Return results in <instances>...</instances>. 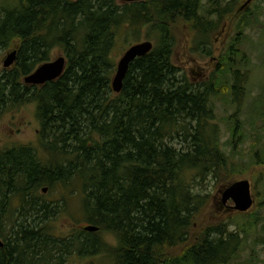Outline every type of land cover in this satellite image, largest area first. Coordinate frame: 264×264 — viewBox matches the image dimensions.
Wrapping results in <instances>:
<instances>
[{"label":"trees","instance_id":"16d2710c","mask_svg":"<svg viewBox=\"0 0 264 264\" xmlns=\"http://www.w3.org/2000/svg\"><path fill=\"white\" fill-rule=\"evenodd\" d=\"M202 2L16 0L0 5V54L18 45L15 67L0 74V118L35 103L39 122V144H12L0 153V264H64L74 250H100L102 233L117 238L114 264L233 260L246 230L233 218L198 231L209 199L202 189L210 180L264 163V154L259 145L251 147L249 159L240 163L226 152L214 122V81L194 82L173 60V27L179 20L194 22L196 39L215 28L203 21ZM142 31L154 47L131 63L121 92L115 93L113 50L120 37L135 43ZM205 40L199 39L193 51L209 55V47L202 48ZM55 49L67 59L63 74L43 85L26 84L24 77L50 61ZM244 53L236 40L224 56L220 85L232 76L225 97L234 105L246 89L247 73L236 70ZM239 126L242 132L241 122L230 127L231 140ZM40 145L46 157L38 155ZM260 180L264 185V176ZM57 184L81 192L87 223L97 231L81 230L76 237L50 233L48 221L66 204L47 201L39 192ZM261 231L264 248V224ZM249 263L264 264V259Z\"/></svg>","mask_w":264,"mask_h":264},{"label":"rangeland","instance_id":"374dc122","mask_svg":"<svg viewBox=\"0 0 264 264\" xmlns=\"http://www.w3.org/2000/svg\"><path fill=\"white\" fill-rule=\"evenodd\" d=\"M16 0H0V5L6 7ZM200 14L203 21H212L216 26L211 31L199 36L194 28L193 21L179 20L173 27L174 52L173 60L187 76L194 82L214 81L215 94L211 97L214 102V111L216 113L215 123L219 125L221 135L220 142L223 144L226 152L230 155H236L237 162H242L241 158L247 161L252 154L251 147L261 149L264 154V0H218L213 4L208 0H203ZM218 8V10H217ZM219 13H222L219 18ZM196 32V33H195ZM130 36L120 37L113 57L116 64L123 56L125 51L134 44ZM199 39H206V45L209 47V55L200 51H193L195 44ZM150 40L146 37L144 31L141 32L140 40L142 42ZM238 41L240 47L246 51L245 58L240 59V73L246 72V82L244 81L245 91L238 102H227L225 93L229 90L227 85L233 84L232 76L225 79L224 87H221V74L224 73V56L231 44ZM135 42V43H137ZM18 45H12L0 54V74L5 69L4 60L8 54ZM241 55V53H240ZM64 56L59 49L53 51L52 59ZM67 63V59H66ZM15 64L8 69H13ZM117 68V67H116ZM113 80V79H112ZM23 81V80H22ZM114 91V90H113ZM116 93V92H115ZM216 97V98H215ZM241 122L242 132L237 127L233 139L230 127L234 123ZM39 122L36 117V104L27 103L8 110L0 118V145L3 143L13 145H37L38 143ZM239 131V132H238ZM240 138L237 139V136ZM258 137L261 141H255ZM230 142V144H229ZM259 143V144H258ZM38 155L46 157V151L43 146H38ZM242 153V154H241ZM243 155V156H242ZM59 161L57 157L55 159ZM241 173L222 175L217 180L207 182L202 192L209 193L208 204L205 210L200 214L196 229L200 231L210 224H218L229 220L239 221L241 228H245L246 238H240L241 247L236 252V256L229 264H250L251 258L258 261L264 259V248L260 243L262 236L261 228L264 224V191L260 177L264 176V163L258 166L252 165L238 169ZM192 174V173H190ZM188 174V175H190ZM248 179L251 183V193L254 199L253 206L246 212H240L234 209V202L229 199L223 202V194L227 187L236 181ZM47 201L58 202L64 200L66 209L53 220H49L47 228L54 236L76 237L81 231V226L88 224L83 212L81 203V192L75 187L64 188L57 184L54 188L43 192L40 190ZM17 202V201H16ZM244 214V217H238ZM231 221H229V224ZM235 231V226L231 227ZM238 230V231H237ZM236 231L241 234L239 228ZM77 239V238H76ZM101 248L92 254L89 251L81 252L74 250L68 256L69 259L64 264H114L117 247V238L113 234L102 233L99 238ZM106 248V249H105ZM88 252V253H87Z\"/></svg>","mask_w":264,"mask_h":264},{"label":"water","instance_id":"95a60500","mask_svg":"<svg viewBox=\"0 0 264 264\" xmlns=\"http://www.w3.org/2000/svg\"><path fill=\"white\" fill-rule=\"evenodd\" d=\"M126 2H136L140 0H124ZM154 44L150 40L137 42L132 44L120 58L117 63L116 73L112 80V88L114 92L120 93L124 79L127 76L131 63L138 57L147 55L153 49ZM18 57V50L11 51L4 60V67L9 68L15 64ZM66 68V57L59 56L55 60L47 61L39 65L33 72L24 77V82L30 85H43L49 81L58 79ZM43 192H47L48 188H42ZM231 199L235 206L234 209L240 212L248 211L254 204V199L251 193V183L248 179H243L234 182L227 187L223 194V202ZM86 231L95 232L99 229L98 226L88 224L84 227ZM4 245V241L0 239V247Z\"/></svg>","mask_w":264,"mask_h":264},{"label":"flooded vegetation","instance_id":"af4514ba","mask_svg":"<svg viewBox=\"0 0 264 264\" xmlns=\"http://www.w3.org/2000/svg\"><path fill=\"white\" fill-rule=\"evenodd\" d=\"M10 146H12V144H11V145H10V144H7V143H3V144H1V145H0V153H2V152H7V148L10 147ZM86 225H87V224H86ZM86 225L81 226V230H84V227H85ZM53 236H54V235H53ZM53 238H55V237H53ZM56 238H58V237H56ZM69 257H70V256H67V259H66V260H68Z\"/></svg>","mask_w":264,"mask_h":264}]
</instances>
